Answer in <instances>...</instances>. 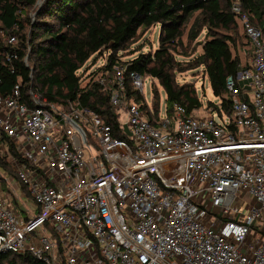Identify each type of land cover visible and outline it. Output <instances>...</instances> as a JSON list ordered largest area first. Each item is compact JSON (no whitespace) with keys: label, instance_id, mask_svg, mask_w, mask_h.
Wrapping results in <instances>:
<instances>
[{"label":"built area","instance_id":"2783aa9c","mask_svg":"<svg viewBox=\"0 0 264 264\" xmlns=\"http://www.w3.org/2000/svg\"><path fill=\"white\" fill-rule=\"evenodd\" d=\"M232 11L249 45L226 81L229 113L175 104L156 117L145 100L149 114L126 93L129 78L143 94L141 75L119 63L91 73L109 52L84 81L109 92L131 142L88 106L0 93V131L21 157L0 194L1 250L45 264H264V33L241 0ZM24 189L30 217L14 205Z\"/></svg>","mask_w":264,"mask_h":264},{"label":"trees","instance_id":"16d2710c","mask_svg":"<svg viewBox=\"0 0 264 264\" xmlns=\"http://www.w3.org/2000/svg\"><path fill=\"white\" fill-rule=\"evenodd\" d=\"M253 24L264 33V0H241ZM32 14H35L33 16ZM191 39L205 30L201 42L203 53L197 56L203 66L212 92L219 103L207 100V108L219 113L230 112L226 81L239 72L242 61L238 53L239 25L232 11V0H0V24L9 34L0 44V93L11 94L16 85L21 100L30 103L31 91L47 98L49 103L68 109L79 103L94 109L113 127L114 136L129 141L120 128V115L110 102L109 92L96 81H84L80 71L92 55L97 58L109 52L107 64L96 68L111 69L116 64L127 66V76L135 72L152 79L151 105L154 116L160 114L159 85L167 98L166 109L183 105L188 113L203 106L194 84L181 83L177 73L185 71L178 55H188L183 42L184 28L192 17ZM160 26L159 46L123 59V51L145 29ZM15 37L10 42V37ZM243 38V37H242ZM244 39V38H243ZM242 39V41H243ZM243 49L248 46L244 39ZM244 51V50H243ZM129 99L142 103L150 114L144 95L127 80ZM8 149L4 155L3 149ZM20 157L16 145L0 131V181L4 174L13 175L10 158ZM27 192L26 189H24ZM0 264H45L30 252L0 249Z\"/></svg>","mask_w":264,"mask_h":264},{"label":"rangeland","instance_id":"374dc122","mask_svg":"<svg viewBox=\"0 0 264 264\" xmlns=\"http://www.w3.org/2000/svg\"><path fill=\"white\" fill-rule=\"evenodd\" d=\"M43 0H39V3H42ZM35 16V14H32ZM194 17L190 19V21L187 23V25L184 28V34H183V42L186 46L185 51L188 53V55H178V59L183 62V67L186 68L183 72H178L177 77L178 80L183 83H190L194 84L195 87L198 90V94L200 98L203 101V107L199 110L195 111V114L197 116L205 114L206 110L205 107L207 106V100L212 101H218V98L214 96L208 77L204 71L203 66H198L197 62V56L203 53V48L201 42L204 41L205 38V30L202 31V33L198 36L196 39H191L190 36V28L193 24ZM159 32H160V26L154 25L148 29H145L143 31H140L139 35L132 40L125 51L123 53V59L128 60L136 55L139 54V52H136L134 54L128 55L130 52H133L137 50L138 48H141L142 52H149L154 51L159 46ZM8 36L9 34L5 31L3 26L0 24V44L8 42ZM242 31L239 29V46L238 49L234 50V53H238L240 56V59L242 61L245 60V53L243 49L242 42L244 39L242 38ZM243 39V41H242ZM104 62V57H98L94 54L92 55L89 60L86 62L84 67L89 64H94V67L99 66ZM144 80V86H143V95L145 97V100L147 103L151 104L152 99V79L148 76H141ZM159 95H160V101H161V116L164 117L166 115V106H167V95L164 91V89L159 85ZM216 119L219 118L216 116ZM124 120V119H123ZM4 155H6V150L3 149ZM251 200V199H250ZM249 200V201H250ZM247 205V203H246Z\"/></svg>","mask_w":264,"mask_h":264},{"label":"crops","instance_id":"0c3cea01","mask_svg":"<svg viewBox=\"0 0 264 264\" xmlns=\"http://www.w3.org/2000/svg\"><path fill=\"white\" fill-rule=\"evenodd\" d=\"M4 177H5L4 178V182L6 184V174H4ZM11 183H12V185L15 188H18V183L15 181V179H13L11 181ZM6 186L7 185H3V182L0 181V194L5 195V196H6ZM24 192H25V190H24ZM23 201L24 202H21L19 204H17V203L15 204L14 203V205H15L16 209H18V211L21 213L22 216L30 217L31 216L30 214H32L33 211H34V205H33L32 201H31V199L29 198V196L26 195V192L24 194Z\"/></svg>","mask_w":264,"mask_h":264}]
</instances>
